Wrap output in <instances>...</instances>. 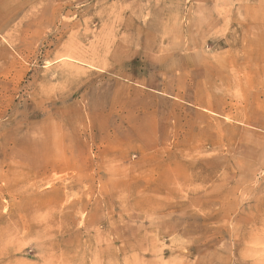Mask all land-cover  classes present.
<instances>
[{"label":"rangeland","instance_id":"374dc122","mask_svg":"<svg viewBox=\"0 0 264 264\" xmlns=\"http://www.w3.org/2000/svg\"><path fill=\"white\" fill-rule=\"evenodd\" d=\"M0 264H264V0H0Z\"/></svg>","mask_w":264,"mask_h":264}]
</instances>
